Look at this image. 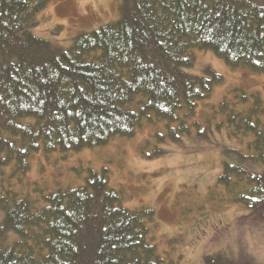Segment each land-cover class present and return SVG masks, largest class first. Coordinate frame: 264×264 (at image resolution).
Returning <instances> with one entry per match:
<instances>
[{"label":"trees","instance_id":"trees-1","mask_svg":"<svg viewBox=\"0 0 264 264\" xmlns=\"http://www.w3.org/2000/svg\"><path fill=\"white\" fill-rule=\"evenodd\" d=\"M53 1L0 0V128L11 136H0V264H179L176 240L159 248L154 210L124 207L106 167L88 168L82 186L40 196L11 183L31 170L33 154L132 138L153 115L167 122L156 144L210 141L223 129L231 138L252 134L247 165L225 162L210 198L219 193L222 203L248 211L243 223L264 225L261 96L231 90L206 104L201 120L200 103L224 78L209 66L203 76L186 71L196 51H211L232 69L264 75V0H122L116 22L80 33L67 48L33 31ZM155 149L148 158L163 153ZM203 261L251 264L226 251Z\"/></svg>","mask_w":264,"mask_h":264},{"label":"rangeland","instance_id":"rangeland-1","mask_svg":"<svg viewBox=\"0 0 264 264\" xmlns=\"http://www.w3.org/2000/svg\"><path fill=\"white\" fill-rule=\"evenodd\" d=\"M121 3L122 0L53 1L37 15L38 25L33 31L36 36L67 48L80 33L116 22ZM206 66L220 74L224 83L215 88L209 101L200 103L197 118L202 120L206 115V104L220 103L234 89L248 95L259 94L264 105V75L244 68L232 69L211 51H196V65L186 71L203 76ZM258 118L264 125V114ZM153 119V123H144L134 137H118L106 146L78 153L33 154L31 170L11 181L13 189L40 196L41 190L79 187L85 183L88 168L100 171L106 167L110 185L119 192L124 207L154 210L159 248L168 250L169 240H176L171 254L174 259L180 257L179 264H203L204 255L218 251L231 253L247 263L264 264V225L243 223L248 211L222 203L221 194L216 193L217 200L210 198L225 162L247 165L242 157L253 153V135L231 138L223 129L222 133L215 132L210 141L193 136L184 138L183 144L169 140L156 144L154 135L166 134L167 122L154 115ZM0 136L11 137L1 128ZM156 147L163 153L148 158Z\"/></svg>","mask_w":264,"mask_h":264}]
</instances>
